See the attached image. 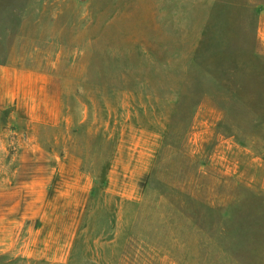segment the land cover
Instances as JSON below:
<instances>
[{
  "label": "rangeland",
  "instance_id": "obj_1",
  "mask_svg": "<svg viewBox=\"0 0 264 264\" xmlns=\"http://www.w3.org/2000/svg\"><path fill=\"white\" fill-rule=\"evenodd\" d=\"M0 264H264V0H0Z\"/></svg>",
  "mask_w": 264,
  "mask_h": 264
}]
</instances>
